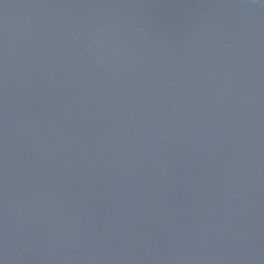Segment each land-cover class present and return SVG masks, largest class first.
I'll return each mask as SVG.
<instances>
[{
	"label": "water",
	"instance_id": "1",
	"mask_svg": "<svg viewBox=\"0 0 264 264\" xmlns=\"http://www.w3.org/2000/svg\"><path fill=\"white\" fill-rule=\"evenodd\" d=\"M0 264H264V0H0Z\"/></svg>",
	"mask_w": 264,
	"mask_h": 264
}]
</instances>
